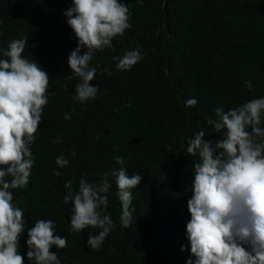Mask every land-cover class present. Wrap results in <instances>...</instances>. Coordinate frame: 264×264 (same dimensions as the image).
I'll return each instance as SVG.
<instances>
[{"label": "trees", "instance_id": "obj_1", "mask_svg": "<svg viewBox=\"0 0 264 264\" xmlns=\"http://www.w3.org/2000/svg\"><path fill=\"white\" fill-rule=\"evenodd\" d=\"M0 264H264V0H0Z\"/></svg>", "mask_w": 264, "mask_h": 264}]
</instances>
